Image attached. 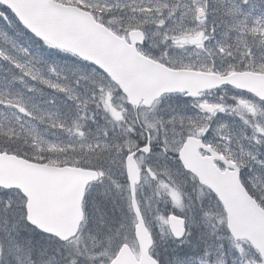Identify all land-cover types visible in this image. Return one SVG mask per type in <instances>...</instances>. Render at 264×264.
Masks as SVG:
<instances>
[{"label": "snow or ice", "instance_id": "snow-or-ice-1", "mask_svg": "<svg viewBox=\"0 0 264 264\" xmlns=\"http://www.w3.org/2000/svg\"><path fill=\"white\" fill-rule=\"evenodd\" d=\"M0 264H264V0H0Z\"/></svg>", "mask_w": 264, "mask_h": 264}]
</instances>
